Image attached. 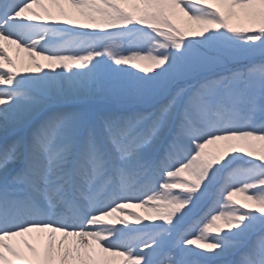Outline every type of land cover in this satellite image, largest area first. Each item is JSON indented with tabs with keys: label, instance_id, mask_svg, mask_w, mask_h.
<instances>
[{
	"label": "snow or ice",
	"instance_id": "obj_1",
	"mask_svg": "<svg viewBox=\"0 0 264 264\" xmlns=\"http://www.w3.org/2000/svg\"><path fill=\"white\" fill-rule=\"evenodd\" d=\"M0 264H264V0H0Z\"/></svg>",
	"mask_w": 264,
	"mask_h": 264
},
{
	"label": "bare ground",
	"instance_id": "obj_2",
	"mask_svg": "<svg viewBox=\"0 0 264 264\" xmlns=\"http://www.w3.org/2000/svg\"><path fill=\"white\" fill-rule=\"evenodd\" d=\"M9 51H10V55H12L13 56V58L14 59H16L17 60V64L18 65H20L21 64V60L23 61V65L20 67V71L21 72H24L25 71V68L29 65V62H28V60H27V56H26V53H24L22 50H20L19 52L16 50V48H15V46H9ZM17 57H19V59L17 58ZM42 63H44V61H41ZM131 211H134V212H138L140 215H147V214H149V213H146L145 212V210L144 209H138V211L137 210H131ZM123 214H121L120 216H122ZM106 219H108V218H106ZM109 220H111L110 218H109ZM21 238H16V240H20ZM29 239H31L32 240V242L34 243V244H36L37 245V247H39L40 246V244H41V241H40V239L36 236V234H32V236L31 237H29Z\"/></svg>",
	"mask_w": 264,
	"mask_h": 264
},
{
	"label": "rangeland",
	"instance_id": "obj_3",
	"mask_svg": "<svg viewBox=\"0 0 264 264\" xmlns=\"http://www.w3.org/2000/svg\"><path fill=\"white\" fill-rule=\"evenodd\" d=\"M9 54H10V51H9ZM235 199L239 200L240 202H244V201H243V197H241V196H237V197H235ZM248 203H250V202H248ZM138 209H141V208H139V207H135V208L130 209V211H131V210H137V211H138ZM121 214H122V213H117V214H115L114 217H108V219L110 218L111 220H114L116 216H120Z\"/></svg>",
	"mask_w": 264,
	"mask_h": 264
}]
</instances>
